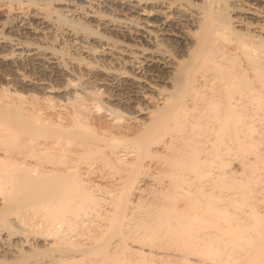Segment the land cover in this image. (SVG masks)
<instances>
[{
    "label": "bare ground",
    "instance_id": "6f19581e",
    "mask_svg": "<svg viewBox=\"0 0 264 264\" xmlns=\"http://www.w3.org/2000/svg\"><path fill=\"white\" fill-rule=\"evenodd\" d=\"M0 264H264V0H0Z\"/></svg>",
    "mask_w": 264,
    "mask_h": 264
}]
</instances>
